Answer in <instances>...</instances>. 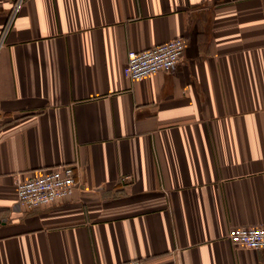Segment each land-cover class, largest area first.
Here are the masks:
<instances>
[{"label":"crops","instance_id":"obj_1","mask_svg":"<svg viewBox=\"0 0 264 264\" xmlns=\"http://www.w3.org/2000/svg\"><path fill=\"white\" fill-rule=\"evenodd\" d=\"M0 0V264H264V0ZM185 41L168 73L129 51ZM72 165L73 195L16 183Z\"/></svg>","mask_w":264,"mask_h":264},{"label":"built area","instance_id":"obj_2","mask_svg":"<svg viewBox=\"0 0 264 264\" xmlns=\"http://www.w3.org/2000/svg\"><path fill=\"white\" fill-rule=\"evenodd\" d=\"M22 0H17L13 8V15L17 14L22 6ZM10 28L4 27L0 37V49L3 46ZM185 41L182 38H174L165 43L141 51H129L126 64L123 68V76L131 81H141L145 77L158 73H168L180 62ZM75 170L72 165L58 166L49 169L40 176L25 179L16 183V199L22 209L33 210L39 207L49 206L56 201L72 196L78 183ZM233 246L251 249H264V227H236L228 231L226 235ZM117 264H141L140 261L130 260Z\"/></svg>","mask_w":264,"mask_h":264}]
</instances>
